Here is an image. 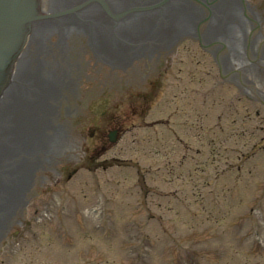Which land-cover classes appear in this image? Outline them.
<instances>
[{
    "label": "rangeland",
    "instance_id": "374dc122",
    "mask_svg": "<svg viewBox=\"0 0 264 264\" xmlns=\"http://www.w3.org/2000/svg\"><path fill=\"white\" fill-rule=\"evenodd\" d=\"M194 46L195 45H193L192 47ZM186 55L187 66L185 67L183 73H180L181 76H183V74H185L186 76L184 77V83L182 84V87H180L178 91L182 88H185L187 85L198 86L202 84L201 82H198L199 73L197 74V72L202 69V65L197 64L199 56H196L193 52H186ZM87 58L91 59L90 56H87ZM178 67L179 65L176 64V66L171 70L172 73L168 74L164 82L161 83L162 86L157 90V95L160 103H164L163 105H165V107L167 105L166 102L170 101L174 96L176 87L179 86V81H181L182 79L181 77H176L179 72ZM106 73L108 72H101V77L104 78L103 76H105ZM222 94L226 95V92L224 91ZM174 106L175 107L173 109L179 112L178 115L183 112V115L180 116V120L182 121L184 119H187L186 124H191L195 122L197 118H200L197 114L196 103L188 95H183L182 97H180V99L176 100ZM224 107L227 108L225 104H223L222 111L225 113L226 120L224 121V123L227 124L226 135L228 137L230 133H236V131H239V129H235L234 125L233 127L231 126L229 128V117L227 110ZM159 108L163 109L162 107ZM213 110L216 111V109L214 108ZM173 113L174 112L171 111L170 116H172ZM209 113V116L211 117L212 108ZM216 113L214 115V120ZM158 115L159 114H155L154 117H158ZM233 117L237 119L240 118L239 116L235 115H233ZM134 119L138 121V118ZM181 121H178V123L181 124ZM258 124V122L255 123V125ZM196 127L197 126L192 127V131H195L197 129ZM184 130L187 131L185 128H183L181 132L185 133ZM256 132L258 133V131ZM151 133H157L159 136L165 135L166 128L156 127L155 131L152 130ZM189 135L192 136L190 132ZM210 137L212 136H209V138ZM170 138L172 139L171 136ZM132 139L133 135L128 133L124 137V143L121 144V152L117 147H114L112 149V153L116 156L115 158H119L118 155L121 154V162L124 163L128 162V160H132V158L137 160L139 157L144 158L145 160H147V162L151 161V163H158V161H155V158L153 157L155 155L154 153L158 155L160 150L162 151L167 148V146L159 147V144L162 143L160 141H157L156 139H153V144H151L152 153L150 154L148 145L149 143L140 142V137L136 142H132ZM250 141L251 140L245 141L238 138L236 140H228L226 142L230 145L236 144L237 148H239V153L252 154L253 150H245L243 148H240L243 146H248L250 144ZM158 149L159 152L157 151ZM256 149V153L259 154L260 152H262L263 154L261 161L259 163H247L246 165H244V158H242V160H238V167H235V173H237L238 176V185L243 188L247 185L249 175L253 176L254 180H261L259 181L260 185L263 188L261 199L264 201V174L260 173H264V148L261 149L260 147H257ZM139 150L143 151L141 152ZM164 152L165 150L162 153ZM105 156H102L101 160L105 158ZM85 161L86 159H84V156H82V154L80 155V158L73 160L75 167L84 166ZM115 163H119V161L116 160ZM240 164L242 166H240ZM241 167L244 169L246 168L249 171L241 170L239 172L237 169ZM82 170L83 169L81 167L79 169V172L74 174L71 179H67L68 181L63 179L61 182H58V184H60V186H64L67 184L72 185L74 182H80L84 180L85 178L76 177ZM217 170L218 168L212 169V171L215 172ZM206 173L207 171L200 173L201 175H199V177L197 173L191 174V176L193 175V177L190 179V182H192V184H194V182H198V184H200V182L204 181L203 177H205ZM40 174L41 172L39 173V176ZM47 174H50L51 177L49 179L45 177L43 178V180H41V177L37 186L38 188H43L45 191L49 187L54 188L55 184H51L55 183V180L59 177V175L52 171V169L47 170ZM109 177L110 174H99L89 178L92 179L95 183L100 182L101 184H103V182ZM214 177L215 173L209 174L210 181H215ZM183 179L185 180V182L187 181L186 177L184 176ZM235 183L236 181L234 180V177L231 176L230 178H225L224 181H219L218 185L225 184L226 186L234 188ZM250 187L251 185L248 186V189H250ZM167 189L169 188L166 187L163 191ZM190 189H193L194 191V189H198V187L188 186L187 188L180 189L179 191L182 195L183 200L176 199L174 203L170 205L166 203L159 204L160 206L157 208V212H161L166 218L164 221L165 223H162L161 220L159 221L160 224L167 232H170V234H175V229H178L179 233L175 234L171 238L166 237L164 240L161 239V233L159 234L161 230L156 225L152 226L151 231L153 228L156 229L157 236H155L156 234L149 232V229L146 232V236H144L143 234L140 235L138 233L139 229H145L146 227H142V225L141 227H139L138 223H136V227H133L132 219L129 220L132 217L125 218V221H121V219H115L117 224L115 228H117H112L108 220L109 203L114 201L115 198H111L110 192L106 187L103 186L101 189L95 188L93 190V194L98 198H101V195L104 196L103 198L106 202V206L104 207V217L93 221L87 220L83 212V209L89 205V202L87 200H84L78 205V208L74 211L75 217L73 220H71L64 214L63 211H61L59 222L62 223L64 239L58 241V235L51 227L54 226V218L52 219L51 212H57L58 209H60V207L62 206V203L60 198L58 197V194L53 195L48 193L45 196V199H50L49 204L45 205L41 203L39 204V207L41 211L45 207V211L47 210L46 212L49 213L47 214L45 211H43V213L39 214L38 216H34V218L31 217L29 219L20 238H17L18 240L16 241V243L12 244V246L7 249L6 254H2L0 256V264H170L172 260H180V264H245L247 262L248 264H254V262L264 264V241L260 239L255 241L253 239L251 240V238L247 236L244 237V235H246L245 232L249 229L250 233L251 229L254 227L253 223L250 222V220L244 222L245 227L248 229H245L243 233H239L238 229L235 230L233 227V225L238 221V218L233 214L225 217V225L221 228H219L218 226H221L223 221H219L218 224H212V221L206 220V217L204 219V217L201 215L199 216L203 218L204 222L202 218L199 221H196V219L195 222H193L194 220L190 219V225H188L186 221L182 219L183 217L187 218L189 216H198L192 215L189 211L190 207L195 211H197L199 208V206L193 204L192 200H188L185 196L188 192H190ZM50 190L51 189L49 188V191ZM59 192L61 193V197L64 203H66L67 200L73 197V193L69 190H59ZM236 194L237 193L235 192V190H232L231 192H229L228 196H224L225 201L227 202V209L230 212H235V200L233 199L235 198ZM157 197H159V199H162L161 201L158 200V203L166 202L163 200V197ZM249 199L250 198H248L246 201H248ZM120 200L121 208L123 207L124 211L127 210L128 207L132 206V204L126 202L123 196L121 197V191ZM206 202H212L210 197H207ZM155 203L158 204L157 202ZM247 205L248 207H251L253 205V202H250ZM202 206H204V203H202ZM262 211L264 216V207ZM138 218L139 217H137L136 220H138ZM262 219L257 222V224L260 226H258V228L256 229L258 230L257 233H259L260 237L264 226V221ZM139 222H144V218ZM120 224L121 228H119ZM154 238L155 240H153ZM180 240L184 241L185 244L181 245L179 242ZM254 241L257 242L260 247L256 244L253 245ZM57 242H60V246L57 244ZM131 242H135V245L130 244ZM54 244L56 245V247H53ZM186 244H188V247H182ZM46 246H48L47 249H44ZM90 246L92 247L90 248ZM42 252H44L43 255ZM219 260L222 262L219 263Z\"/></svg>",
    "mask_w": 264,
    "mask_h": 264
},
{
    "label": "bare ground",
    "instance_id": "6f19581e",
    "mask_svg": "<svg viewBox=\"0 0 264 264\" xmlns=\"http://www.w3.org/2000/svg\"><path fill=\"white\" fill-rule=\"evenodd\" d=\"M150 0H121V3H143ZM73 0H55L53 3L54 8H61L71 4ZM50 1L48 3V6ZM168 9L165 7L164 12ZM98 10L93 5H90L78 14L70 15L62 19L63 22H76V19L84 18L94 21L96 24H105L108 20L106 18H101L97 15ZM79 15V17H78ZM88 16H91L90 18ZM157 17V15H155ZM148 25V24H147ZM17 72H25V66L21 69L18 67ZM36 76V74L34 75ZM41 78L31 80V84L28 86L20 87L17 94V103L14 105V109L11 112L12 117L18 122V125L23 128L25 133V139L22 143V149H25L27 154H39L40 151L45 149L55 148V136H47L42 128L46 124L45 118L42 117L43 113L46 111H51L52 107L50 102L55 100L57 97L56 83L51 81L49 75L40 74ZM48 79V80H47ZM27 134L31 138L30 146L27 148ZM58 137L59 133H55ZM57 145V144H56ZM13 154V153H12ZM10 154L6 158V167L13 169V171H6L4 174V179L9 182H14L16 180L14 171L17 172V176L24 174L28 168L29 164H16L12 161ZM27 159V157H26Z\"/></svg>",
    "mask_w": 264,
    "mask_h": 264
}]
</instances>
